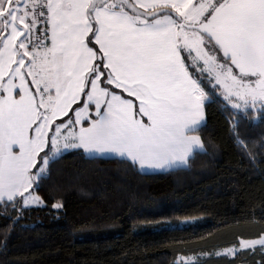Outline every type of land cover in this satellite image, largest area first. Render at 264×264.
Here are the masks:
<instances>
[{
  "label": "snow or ice",
  "instance_id": "1",
  "mask_svg": "<svg viewBox=\"0 0 264 264\" xmlns=\"http://www.w3.org/2000/svg\"><path fill=\"white\" fill-rule=\"evenodd\" d=\"M205 72L243 115L258 103L264 110V0H0V204L16 212L13 223L42 203L29 189L39 188L61 141L63 149L113 151L152 167L203 150L188 133L202 126L204 104L216 102L201 87L211 83ZM109 85L139 100L141 119ZM93 102L99 119L64 136L88 119ZM69 111L75 119L53 129ZM257 244L264 235L240 242Z\"/></svg>",
  "mask_w": 264,
  "mask_h": 264
},
{
  "label": "trees",
  "instance_id": "2",
  "mask_svg": "<svg viewBox=\"0 0 264 264\" xmlns=\"http://www.w3.org/2000/svg\"><path fill=\"white\" fill-rule=\"evenodd\" d=\"M203 77L216 101L195 131L203 150L156 172L62 152L34 186L43 205L13 223L16 212L0 204V264H264L261 245L239 248L264 235V110L230 108ZM229 247L235 254L219 253Z\"/></svg>",
  "mask_w": 264,
  "mask_h": 264
},
{
  "label": "rangeland",
  "instance_id": "3",
  "mask_svg": "<svg viewBox=\"0 0 264 264\" xmlns=\"http://www.w3.org/2000/svg\"><path fill=\"white\" fill-rule=\"evenodd\" d=\"M42 26V24L41 25H38V27H41ZM50 46H51V44H50ZM49 46V47H50ZM193 55H195V52H193ZM200 65H201V67H203V61H201L200 62ZM207 73V72H206ZM207 75L212 79V84L214 85V86H216L217 87V93L219 94V96L222 98V100L224 101V103L227 105V106H229L230 108H232V109H234L233 107H232V104L229 102V101H226L225 99H224V89H223V87L221 86V85H219V84H217L216 83V80H215V78L213 77V76H211L209 73H207ZM5 79H7V77H5ZM31 78H29V80H30ZM17 83H18V81H17ZM113 86V85H112ZM114 87V86H113ZM118 89H120L121 90V92H124L123 93V95H125V96H121L120 94H117V95H120L121 96V98L122 99H125V100H129V101H131L132 103H133V106H134V102H135V97L134 96H130L127 92H125L122 88H118ZM116 94V93H115ZM128 94V96H126ZM53 95H54V92H53ZM18 98V97H17ZM137 100V99H136ZM233 100H235V97H233ZM80 101H86V97H84V96H81L80 98H79V101H78V103L80 102ZM102 104H103V101L101 102ZM139 100H138V102H137V106H138V108H136L135 106L133 107V111H134V113H136V118L137 119H140L141 117H140V115H139ZM74 105V108H76L77 106H78V104H73ZM72 105V106H73ZM94 106V107H93ZM257 106H259V103L257 104ZM256 106V107H257ZM92 107V108H91ZM255 107V108H256ZM135 109H138V112L135 110ZM104 110H105V106L104 107H102L101 108V115L103 114V112H104ZM234 110H237V109H234ZM240 111H243L244 109L243 108H241V109H239ZM96 116V118L97 119H99V117L97 116V114H96V108H95V103L93 102V103H91V104H89V106H88V113H87V116H88V121H87V123H83V121L84 120H82V123L81 124H75V125H73V124H69L68 125V127L66 128V129H63L62 130V133H63V135L64 136H67L68 135V133H69V131H75L76 133H78L79 132V130H80V128L81 127H89L90 125H91V121L93 120V116ZM62 117H65L64 115H61L60 117H58L57 119H59V118H62ZM69 117H72V119L74 120L75 119V116H74V113L72 112V115L71 116H67V117H65L64 119H62L63 121H68V119H69ZM146 118V117H145ZM57 119H56V121L54 122V124L52 125V127H53V129L55 128V125L56 124H59L61 121H59V122H57ZM144 120V122L147 120V118L146 119H143ZM145 123H147V122H145ZM189 135H194V136H197V134L195 133V132H190V133H188ZM48 135H49V137H51L52 135H53V132L52 131H50L49 133H48ZM69 143H73V142H77V141H74L71 137L69 138V141H68ZM60 147H61V153L62 152H65V151H67V150H69V149H73V148H68V149H63V141H61V145H60ZM82 150H83V153L86 155V156H89V157H92V156H98V157H118V158H126V159H128V160H130V161H132L133 162V160L130 158V157H128L126 154L125 155H120L119 153H117V152H113V151H96V150H93V151H91V152H86L83 148H81ZM15 152H18L19 151V149H18V147H15L14 146V149H13ZM45 151H47V149H45ZM41 155H43V153L41 154ZM133 163H135V165L137 166V168L141 171V172H156V171H164V170H167V169H169V168H174V167H176V166H184L186 163H180L179 161H177L176 163H172V164H165L163 167H152V166H149V165H147V164H145V165H141L140 164V162L139 161H136V162H133ZM33 171V173H35V171H36V169H33L32 170ZM34 186H35V184L33 185V188L32 189H29V193H31L32 195H37L35 192H34ZM29 193H25V196H27ZM38 196V195H37ZM19 198V200H21V198L20 197H18ZM42 201V200H41ZM40 205H43V201H42V203H40V204H32V205H30V206H40ZM55 205V204H54ZM259 238H261V237H259ZM259 238H257V239H259ZM252 240H256V239H252ZM242 241H251V240H242ZM241 242V241H240ZM257 245H259V244H257ZM263 247V249H264V246H262ZM239 248H242L241 246H240V244H239ZM228 249H233L234 251H235V247H229V248H225V249H222V250H220L219 251V253H225V251L226 250H228ZM195 259V257H193V256H189V257H178V261H182V262H189V261H193Z\"/></svg>",
  "mask_w": 264,
  "mask_h": 264
},
{
  "label": "crops",
  "instance_id": "4",
  "mask_svg": "<svg viewBox=\"0 0 264 264\" xmlns=\"http://www.w3.org/2000/svg\"><path fill=\"white\" fill-rule=\"evenodd\" d=\"M132 2L134 3L135 0H132ZM141 2H145V3H146V2H150V0H141ZM47 44H48V46H50V40L47 41ZM98 47H99V46L97 45V48H98ZM109 86L113 87L112 85H109ZM114 88H115V87H114ZM115 89H116V90H111V91H114L116 94H120L121 96H125V95H123L124 92H121L120 89H118V88H115ZM124 94H125V93H124ZM126 96H128V94H127ZM137 102H138V100L135 99L134 106H135L136 108H138V106H137ZM139 103H140V102H139ZM93 107H94V106H93ZM102 107H104V104H102L101 108H102ZM91 108H92V107H91ZM135 110L138 112V109H135ZM203 115H204V114H203ZM94 119H97L95 115L93 116V120H94ZM140 119H141V118H140ZM142 119H146V118L143 117ZM145 122H147V120H146ZM203 122H204V120H203ZM203 122H202V123H203ZM176 167H177V166H176ZM169 169H171V168H169Z\"/></svg>",
  "mask_w": 264,
  "mask_h": 264
},
{
  "label": "flooded vegetation",
  "instance_id": "5",
  "mask_svg": "<svg viewBox=\"0 0 264 264\" xmlns=\"http://www.w3.org/2000/svg\"><path fill=\"white\" fill-rule=\"evenodd\" d=\"M218 60H219V57H218ZM219 62H221V63H224V61L223 60H220ZM227 66H231L230 64L229 65H227ZM232 67V66H231ZM233 68V72H234V74H236V75H239L238 74V70L236 69V68H234V67H232ZM250 79H254V77H251Z\"/></svg>",
  "mask_w": 264,
  "mask_h": 264
},
{
  "label": "water",
  "instance_id": "6",
  "mask_svg": "<svg viewBox=\"0 0 264 264\" xmlns=\"http://www.w3.org/2000/svg\"><path fill=\"white\" fill-rule=\"evenodd\" d=\"M141 11H143L142 9H141ZM220 56H222V52L220 53ZM232 67H234L235 68V66H232ZM238 70V69H237ZM238 74H239V70H238ZM254 79H255V77H254ZM253 79V80H254Z\"/></svg>",
  "mask_w": 264,
  "mask_h": 264
}]
</instances>
